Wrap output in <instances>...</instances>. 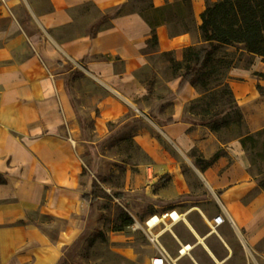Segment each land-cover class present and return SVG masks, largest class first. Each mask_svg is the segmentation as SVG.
<instances>
[{
	"label": "crops",
	"instance_id": "crops-1",
	"mask_svg": "<svg viewBox=\"0 0 264 264\" xmlns=\"http://www.w3.org/2000/svg\"><path fill=\"white\" fill-rule=\"evenodd\" d=\"M218 1L0 0V264H61L65 251L93 221V205L84 198L83 162L72 145L81 126L67 91L70 73L83 72L105 92L91 119L95 134L104 138L111 133L110 123L144 111L146 79H168L170 92L178 91L182 77L173 76L170 62L162 58L183 62L187 48L208 46L202 15ZM89 5L96 15L79 12ZM106 15L110 18L92 38L91 28ZM79 23L84 31L74 34ZM85 57L89 60L83 64ZM158 63L165 65L163 73L155 68ZM235 71L230 87L254 134L264 130V95L258 89L264 80L257 77L264 74L263 59L255 56V64ZM199 96L190 84L172 99L159 115L158 132L181 155L197 147L210 159L219 149L214 134L186 120L187 106ZM170 119L174 123L168 124ZM135 138L158 166L168 161L147 130ZM223 148L212 166L200 169L218 193L226 222L212 230L213 218L200 210L209 229L201 235L187 219L195 206L187 212L170 209L184 214L181 223L190 236L183 243L173 233L178 251L190 246L177 264L264 263V190L240 139ZM171 162L159 166L173 174L177 185L158 195L162 206L193 190L182 164Z\"/></svg>",
	"mask_w": 264,
	"mask_h": 264
},
{
	"label": "rangeland",
	"instance_id": "rangeland-1",
	"mask_svg": "<svg viewBox=\"0 0 264 264\" xmlns=\"http://www.w3.org/2000/svg\"><path fill=\"white\" fill-rule=\"evenodd\" d=\"M79 12H91L96 15L92 5L80 9ZM83 31L82 24L74 26V34ZM225 54L229 55L226 57L227 60L233 63L231 69L226 72V76L222 77V79L228 77L229 84L230 75L236 72L235 69L240 70L255 64L254 55L234 47L222 48L215 56L221 58ZM162 59L170 62L173 58L166 55ZM172 65L168 63L167 66L172 70L173 76H181L184 72V65H181L182 69H174ZM164 66L158 63L155 68L163 73ZM163 75H166L165 72ZM257 77L259 80H264V74L260 72L257 73ZM146 80L149 95L142 101L144 111L130 113V117H124L119 122L111 123L109 125L111 133L101 138L95 134L91 119L93 114L99 113L98 102L104 97L105 92L83 72H78L69 79L67 91L81 126V133L73 147L79 152L83 162L84 190L90 195L93 184L97 183L101 189L111 195L123 193L124 201L97 200L92 207V223L84 234L65 251L61 264H150L151 258L156 254L153 244L144 231L134 230L133 224L122 227L125 217H135L138 222L144 224L155 213H163L177 207L187 212L195 206L196 209L187 215V219L201 235H204L209 232V229L201 220L200 210L209 218H214L224 212L219 203L218 193L213 192L206 184L203 172L196 164V159L203 157L202 152L196 147L185 155H181L176 147L158 132L157 122L162 123L159 115L168 108L173 95L168 85L170 81L168 79ZM218 85L219 82L215 80H210L208 87L203 85L201 80L196 85L200 96L204 93L205 102L211 105L212 111H217L221 107L224 88ZM190 104L186 108V120L193 119L189 114ZM253 109L254 105L249 108V111ZM136 114L140 116L136 117ZM142 129L147 130L166 152L168 161L159 166L170 165L171 159L182 164L185 179L193 189L192 194L180 196L172 202H166L164 206L157 202L160 201L158 195L162 191L170 193L177 185L174 183L173 174L166 172V168H160L154 158L136 141L135 136ZM212 133L215 141L219 143V149H222L226 144L237 139L239 130L231 126L222 128L218 133ZM258 140L263 141L264 137ZM247 154L253 155L255 163L251 171L257 177L258 170L264 169V158L261 156L264 154L262 146L259 144L257 149H253L249 144ZM166 173H169V178L165 177ZM166 221L170 226L168 220ZM170 228L160 237V243L175 258L178 252V242L173 233L183 243L189 242L190 236L187 225L184 223H177ZM184 261L179 264H184Z\"/></svg>",
	"mask_w": 264,
	"mask_h": 264
},
{
	"label": "trees",
	"instance_id": "trees-1",
	"mask_svg": "<svg viewBox=\"0 0 264 264\" xmlns=\"http://www.w3.org/2000/svg\"><path fill=\"white\" fill-rule=\"evenodd\" d=\"M109 18L107 15L104 16L91 28L90 35L92 38L96 36L101 24ZM201 31L203 41L208 45L207 47L187 48L184 52L183 62H176L174 58L170 60L174 69H182L181 65H184V72L181 74L182 81L178 91L171 96V100L180 95L188 85L191 84L196 87L199 80L206 87L210 85V80L219 82L218 86L224 88L220 109L212 111L211 105L205 102L204 93H201V96L190 104L189 114L193 119H188L187 122L192 125V128L206 127L214 133H218L222 128L235 126L239 130L237 139H240L247 153L249 144L253 149H257L260 144L264 151V140H258L264 137V130L254 134L250 132L244 114L230 87L229 78L222 79L233 65L232 61L226 58L229 55L225 54L221 58L215 56L222 48L234 47L245 53L259 56L264 62V0H220L209 3L202 15ZM156 40L154 36L152 42L156 43ZM88 60V57H85L82 59V63L86 64ZM78 72V70H74L70 73L67 84L71 76ZM258 89L264 95V87L258 86ZM126 117H130V114H127ZM167 123L172 124L174 121L170 119ZM224 152L225 149L222 148L210 159L198 157L196 164L202 170H205L212 166ZM249 156L254 166L253 155ZM261 156L264 158V154ZM169 176L168 174L165 175L168 178ZM257 180L260 188L264 190V169L260 168L258 170ZM84 198L90 201L92 205L99 199L124 201L123 193H113L111 195L101 189L97 183L93 184L92 193ZM133 223L134 219L127 216L122 227L131 226Z\"/></svg>",
	"mask_w": 264,
	"mask_h": 264
},
{
	"label": "built area",
	"instance_id": "built-area-1",
	"mask_svg": "<svg viewBox=\"0 0 264 264\" xmlns=\"http://www.w3.org/2000/svg\"><path fill=\"white\" fill-rule=\"evenodd\" d=\"M72 141V140H71ZM75 146V141H72ZM134 219L132 225L133 229H139L145 232L149 241L153 244L156 254L151 258V264H177L178 259L186 256L190 251V246H184L178 251V257L173 258L168 250L160 243V237L166 231L170 230L171 226L184 221V214L179 213L177 210H169L163 213H155L151 215L144 224ZM170 223L168 226L167 221ZM226 222L224 214H218L211 220V229L215 230Z\"/></svg>",
	"mask_w": 264,
	"mask_h": 264
}]
</instances>
